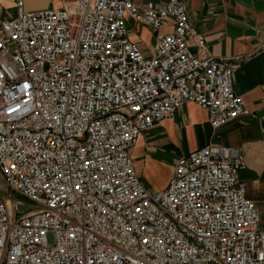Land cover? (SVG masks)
Returning <instances> with one entry per match:
<instances>
[{
    "label": "built area",
    "instance_id": "1",
    "mask_svg": "<svg viewBox=\"0 0 264 264\" xmlns=\"http://www.w3.org/2000/svg\"><path fill=\"white\" fill-rule=\"evenodd\" d=\"M58 1L0 14V264H264L240 150L185 154L154 192L130 153L187 102L214 130L250 115L235 64L183 0Z\"/></svg>",
    "mask_w": 264,
    "mask_h": 264
},
{
    "label": "crops",
    "instance_id": "2",
    "mask_svg": "<svg viewBox=\"0 0 264 264\" xmlns=\"http://www.w3.org/2000/svg\"><path fill=\"white\" fill-rule=\"evenodd\" d=\"M183 1L189 22L205 36L208 52L235 64L233 86L251 113L214 130L208 111L187 102L172 118L142 134L130 152L135 168L143 184L154 192L167 186L181 156L208 144L235 148L246 161L240 181L256 203L255 194L264 195V0ZM55 2L25 0L30 10ZM14 12V0H0L1 15L12 17ZM143 33L151 44L154 33L145 28ZM131 38L145 47L141 35L132 34Z\"/></svg>",
    "mask_w": 264,
    "mask_h": 264
},
{
    "label": "rangeland",
    "instance_id": "3",
    "mask_svg": "<svg viewBox=\"0 0 264 264\" xmlns=\"http://www.w3.org/2000/svg\"><path fill=\"white\" fill-rule=\"evenodd\" d=\"M58 3H59V1L56 0L55 4H53L50 7L58 6ZM27 9H30V8L27 7ZM127 23H128V26L134 30V32H136L137 34L141 35V39L144 42L145 47L146 48H150L149 42L147 40L145 41V38L143 36L144 35V33H143L144 28H143V30H140L138 24L132 22L131 20H128ZM255 199L257 200L256 201V205L259 208L260 213H261L262 224H264V195L261 194L260 192H258L257 194H255ZM29 210H31V207L29 205H25L24 207L21 208V211L24 212V213L29 211ZM49 241L52 242V237L51 236L49 237Z\"/></svg>",
    "mask_w": 264,
    "mask_h": 264
}]
</instances>
